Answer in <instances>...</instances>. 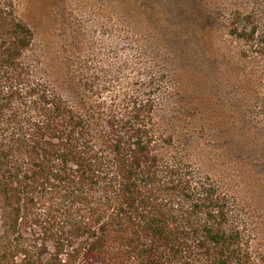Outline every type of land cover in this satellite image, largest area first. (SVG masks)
<instances>
[{
	"label": "trees",
	"instance_id": "16d2710c",
	"mask_svg": "<svg viewBox=\"0 0 264 264\" xmlns=\"http://www.w3.org/2000/svg\"><path fill=\"white\" fill-rule=\"evenodd\" d=\"M163 16L166 42L177 30L189 37L180 0ZM251 22L232 34L264 59ZM33 41L16 0H0V264H264L239 193L189 154L202 134L161 122L160 98L141 90L108 100L79 80L63 96L27 61ZM159 83L150 76L147 86Z\"/></svg>",
	"mask_w": 264,
	"mask_h": 264
},
{
	"label": "rangeland",
	"instance_id": "374dc122",
	"mask_svg": "<svg viewBox=\"0 0 264 264\" xmlns=\"http://www.w3.org/2000/svg\"><path fill=\"white\" fill-rule=\"evenodd\" d=\"M180 3L189 37L177 30L169 43L167 0H16L34 32L26 59L45 79L69 98L79 80L95 82L94 94L108 100L140 90L158 96L161 122L202 134L190 156L205 176L239 193L264 239V59L255 60L251 43L232 34L250 31L253 15L264 32V0ZM150 76L160 79L158 91L147 86ZM237 129L257 147H242L231 133Z\"/></svg>",
	"mask_w": 264,
	"mask_h": 264
}]
</instances>
